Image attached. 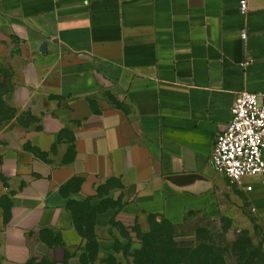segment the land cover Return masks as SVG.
<instances>
[{"label": "crops", "instance_id": "crops-1", "mask_svg": "<svg viewBox=\"0 0 264 264\" xmlns=\"http://www.w3.org/2000/svg\"><path fill=\"white\" fill-rule=\"evenodd\" d=\"M241 1L0 0V61L22 67L0 123V264L46 257L44 230L83 244L68 204L102 184L173 226L223 216L237 193L215 138L237 94H264V0ZM249 185L264 221V176Z\"/></svg>", "mask_w": 264, "mask_h": 264}, {"label": "rangeland", "instance_id": "rangeland-1", "mask_svg": "<svg viewBox=\"0 0 264 264\" xmlns=\"http://www.w3.org/2000/svg\"><path fill=\"white\" fill-rule=\"evenodd\" d=\"M6 64V60L0 61V123L8 122L14 117V110L9 106L14 102L10 78L22 68L10 71ZM33 119L27 112L21 113L17 118L21 126H28ZM249 182L253 183V180ZM228 186L237 193V199L234 203L229 200L230 207H225L223 216L192 214L180 226L165 224L161 218L151 220L148 216L126 210L127 204L115 183L99 185L84 202L72 203L81 223L96 225L97 236L104 245L112 244V238H117L123 246L126 245L121 230L112 226L115 223L124 226V231L133 238L134 233L128 229L138 228L142 233L147 232L151 223L162 235L160 252L166 259L164 264H177L181 261L178 259L180 257L173 255L174 258L170 259L167 256L168 252L171 253L170 250L186 249L200 254L210 251L212 261L221 260L224 264H264V221L252 212L246 194L235 186ZM136 246L135 244L134 247ZM48 250L45 248L43 253L46 252L45 256L49 261L56 264H80L84 245L75 244L69 249L63 246Z\"/></svg>", "mask_w": 264, "mask_h": 264}, {"label": "built area", "instance_id": "built-area-1", "mask_svg": "<svg viewBox=\"0 0 264 264\" xmlns=\"http://www.w3.org/2000/svg\"><path fill=\"white\" fill-rule=\"evenodd\" d=\"M240 12H247L245 0L240 2ZM210 164L228 184L246 192L252 190L249 180L264 176V94L236 95L229 124L215 138Z\"/></svg>", "mask_w": 264, "mask_h": 264}, {"label": "trees", "instance_id": "trees-1", "mask_svg": "<svg viewBox=\"0 0 264 264\" xmlns=\"http://www.w3.org/2000/svg\"><path fill=\"white\" fill-rule=\"evenodd\" d=\"M32 150V149H30ZM33 151V150H32ZM71 186L79 188L81 180L75 179L71 182ZM70 183V184H71ZM82 205V204H79ZM73 203L68 204L73 225L77 234L84 242V253L81 256L80 264H164L166 259L163 258V253L160 252V242L162 235L159 230L153 228V224H149L150 229L147 232H140L138 228H130L129 231L134 233V238L124 231V226L120 224H113L114 228H119L122 232V239L126 245L117 239L112 238L110 245H104L102 240L97 236V228L94 223H81L77 217V212L73 208ZM155 216H149V219H155ZM163 220V219H162ZM165 224L170 223L163 220ZM155 226V225H154ZM39 238L49 248L63 247V243L59 234H54L51 231L39 232ZM124 235V236H123ZM136 241V242H135ZM137 245L134 247V245ZM168 257H180L181 259L177 264H224L221 260L210 259L211 252L196 253L195 250L186 249L183 251L170 250ZM105 255V256H104ZM174 257H173V256ZM27 264H56L49 261L46 257L34 258L27 262Z\"/></svg>", "mask_w": 264, "mask_h": 264}]
</instances>
